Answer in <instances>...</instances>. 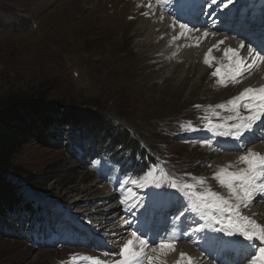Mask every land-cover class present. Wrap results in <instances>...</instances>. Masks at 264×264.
<instances>
[{"label":"rangeland","instance_id":"1","mask_svg":"<svg viewBox=\"0 0 264 264\" xmlns=\"http://www.w3.org/2000/svg\"><path fill=\"white\" fill-rule=\"evenodd\" d=\"M153 1L165 13L180 20L193 0ZM118 2L121 0H0V102L16 93L44 92L51 109L71 107L92 117L105 118L109 122L105 136H109L111 128L113 135L119 128L127 130L131 139L146 144L149 158L157 166L138 165L134 171V163L126 156L119 164V168L125 165L128 174L123 177L118 167L106 160H98L91 166L82 159L76 160L70 152L76 148L70 144L69 128L65 132L58 130L57 137L52 132L50 142L29 141L15 157L18 174L13 182L18 187L16 192L23 194L31 208L40 205L50 215L43 219L40 213L44 224L39 218L31 224L28 218L24 220L21 215L13 217V214L0 221V264H93L89 258L114 264L119 260L120 251H109L117 254L118 259L114 260L108 251L102 255L94 245L97 243L71 225L62 212L68 210L66 192L76 193L94 180L117 192L120 211L133 226H138L140 221L144 223L140 215L149 204L146 193L163 188L175 193L165 203L171 207L176 200H183L181 211L188 213V217L196 215L204 230L212 228L218 234L215 229L227 225V214L221 216L204 208L193 195L227 190L216 179L217 187L206 183L210 176L221 171L213 165L216 160L210 153L214 149L224 152L220 142L226 136L215 132L226 129L213 130L218 148L194 137L202 136L201 130L211 126L209 121L233 122L227 120L235 115L228 102L239 96L242 85L223 76L230 60L213 59L208 65V76L216 88L206 87L203 80L192 99L185 101L187 88L179 84L176 74H170L171 67H161L156 57L135 47L136 37L130 22L133 17L120 18L123 5ZM235 4H238L237 12L249 18V24H253L257 13L264 12V0H238ZM218 67L220 75L213 76ZM185 79L188 85L194 78L190 74ZM207 89L211 92L203 96ZM221 90L226 92L227 99L218 101L214 94ZM132 180L137 184H132ZM172 182L180 191L172 189ZM95 195L96 192L89 193L86 207L93 203ZM110 201H103V208ZM158 201L162 203L163 199H153L147 223H154L160 231L170 222L169 218L177 216L172 208L170 217L158 218ZM107 209L106 216L114 213ZM136 213L140 215L134 217ZM231 218L238 225L234 232L247 225L234 213ZM217 220L221 223H216ZM49 223H55L56 230ZM81 237L84 240L80 244ZM190 237L199 238L200 234L195 231ZM184 263L188 264L187 258Z\"/></svg>","mask_w":264,"mask_h":264},{"label":"bare ground","instance_id":"2","mask_svg":"<svg viewBox=\"0 0 264 264\" xmlns=\"http://www.w3.org/2000/svg\"><path fill=\"white\" fill-rule=\"evenodd\" d=\"M118 3L123 5V9L119 13L120 18H126L127 16L133 17L130 22L133 24V34L136 37L135 47L140 51L144 49V53H149L150 56L156 57L161 67H171L170 74H176L179 84L187 88L184 96L185 101L190 100V98L192 99L193 93L203 80L206 81V87L216 88L214 86L215 82L208 76L209 64L204 63L205 54L208 53L210 48H212L210 54L211 64L213 59L229 61V59L224 56V49L228 47L234 49L239 48L243 36L238 35V31L247 32L256 41L264 39V25L260 24V14L257 15L258 20L253 27L245 23V27L241 29V20H232L236 14V4H229L227 8H223L221 1H219L217 4H212L211 7H209L208 5L211 4V0H207V3H205V0H193L191 5L186 8L188 10H185L184 13L189 20L194 22L193 26H188L186 24L187 29L191 30L188 31L180 29L179 25L181 23L179 20L174 16L167 15L161 10L159 3L156 1L121 0V2ZM149 5H151V7H149ZM145 13H147V15H145ZM161 17H163V19H161ZM223 17L227 20V23L225 20L221 22ZM196 21L200 23L199 26L195 25ZM205 31L209 33L208 36H203ZM181 32H184L183 36H181ZM174 37H179V39H174ZM220 40H224L225 42L219 44L218 48L213 47L217 45ZM244 44L245 47L240 49V54L247 58L248 41L244 40ZM253 47H255V45H253ZM259 56L260 59L255 60V66L251 68L246 67L243 78H238L242 85L241 92H243L245 88L251 87L258 89L264 86V51L261 53L259 52ZM253 59L254 58H249L247 64L252 65ZM230 65L234 66V61H229L228 66L230 67ZM229 67L225 69L223 76L230 79L231 67ZM190 74L193 75L194 79L191 83L186 85L185 78ZM209 91L210 90L207 89L203 96L209 95ZM239 92L240 90L238 89V93ZM225 94L226 92L223 90L217 91L214 94V98L218 99V101L226 100L227 97ZM262 121H264V118H262ZM220 123L222 122L215 124ZM232 123L235 122L233 121ZM257 123L259 124L261 122ZM201 134L202 136H195L194 140H207V142L209 141L213 144L216 142V136L213 131L205 129L201 130ZM220 144L224 146V152L219 149H214V151L211 150L210 155L216 160L214 161L211 159V161L215 162H213V165L216 166L217 169L226 170H228L229 165H231V171H238L240 167H243L242 164L238 163V158L241 155H245L249 150L264 155V129H256L252 133L246 132L241 140L226 136ZM214 145V147L212 146L213 148H218L217 144ZM206 179L207 178H205V180ZM214 180L215 175L210 176L206 183L217 187L218 184H215ZM100 183L101 182L94 180L91 185L89 184V186L82 187L80 191L76 193L72 194L70 191L66 192L64 196L68 210L64 209L62 212L65 219L76 229H79L89 236L93 243L96 242L97 244L94 245L97 247V251L100 253L102 252V255L104 252L105 255L107 251H121L122 246L129 239H133V236L129 233H133V230L136 231L143 222L140 221L138 226H133L120 211L122 206L119 205L116 200L117 192L115 193L107 189ZM91 192H96V195L92 199L94 200L93 203H91L89 207H86L85 202H87L88 195ZM218 192L225 197L229 195L228 190L225 189L218 190ZM108 199H111L110 204L103 208L102 202ZM159 205L160 201L156 203V207L159 208ZM184 205L185 202L183 200H176L171 207L162 210V213L158 214V218L165 216L170 217L171 208L176 212L177 217L170 220V222L165 225V230L162 229L159 231L152 222L146 223L143 230L147 231V229L150 228L151 231H148L147 236H140V238L148 239L149 237L155 236V239L150 240L148 247L144 249L147 255L154 257V264H177V261H180V264H186L184 263V259L187 257L192 258L193 264H220L218 261L222 260L227 264H252L253 259L251 260V257H255L258 253L257 247H259V245L257 243L256 246L253 247H248L247 241L228 246H220L214 241L207 240V237H214L217 235L222 236L225 240H230L232 238H229L224 233L215 234L212 228H210V230H204L203 226H200L194 216L188 217V213L181 215V213H183L181 207ZM106 208H108L107 211L110 209L114 213L106 216ZM159 210L161 209L159 208ZM70 211L73 215H71ZM234 214L240 218L241 221H244L242 217L255 219L258 224L264 227V194H257L248 207L241 208L239 213ZM85 217L90 221L89 224L88 221L84 219ZM183 217H187L188 220L186 222L182 221ZM83 219L85 221L82 223L81 221L79 222V220ZM244 222L247 223V221ZM82 228L85 230H82ZM126 228L127 230H125ZM196 228L201 229L200 232H197L200 234V237L191 238L190 234L195 232ZM161 239H173L175 241L174 249H160L158 245ZM136 247L137 250H139L138 241ZM154 248L156 249L155 251L152 250ZM181 253L186 254L184 259H181ZM113 254L111 258H113V260L118 259L117 254ZM102 255H100L101 258ZM144 264H147L146 260Z\"/></svg>","mask_w":264,"mask_h":264},{"label":"snow or ice","instance_id":"3","mask_svg":"<svg viewBox=\"0 0 264 264\" xmlns=\"http://www.w3.org/2000/svg\"><path fill=\"white\" fill-rule=\"evenodd\" d=\"M238 0H227L226 3L221 0L223 8H227L229 4H235ZM207 3V0H205ZM212 4H217V0H211V4L208 6L211 7ZM151 7V5H149ZM147 15V13H145ZM163 19V17H161ZM247 17L241 20L240 28L245 27ZM261 24L264 25V12L261 15ZM180 29L188 30L187 25L181 23L179 25ZM184 35V32H181V36ZM209 33L205 31L203 36H208ZM238 35H242L243 39L240 41L239 48L228 47L224 49V56L227 57L230 61H234V66L231 67V76L230 79L234 82H239V79L243 78L245 68H251L255 66V60L260 59L259 52L264 51V39L256 41L250 36L247 32L238 31ZM174 39H179V37H174ZM227 39V38H225ZM244 40L248 41L247 53L248 57H244L240 54V49L245 47ZM225 41H218L217 45L213 47L218 48L219 44H223ZM255 45V47H253ZM212 48L208 50V53L205 54L204 63L210 64V54ZM249 58L253 59V64L248 65L247 60ZM221 73V69L218 67L216 71L212 73L213 76H218ZM239 78V79H238ZM226 83V81H222ZM232 105L230 111L234 112L235 115L228 116V121H235L231 124H212L209 121L210 127L206 126V130L213 131L214 129H226L224 131H216V135L220 136H231L233 139L241 140L244 137V134L252 133L256 129H264V86H261L258 89L255 88H245L239 96L233 98L228 102ZM219 107L223 108V105ZM261 122V123H257ZM195 130V129H193ZM245 142V141H242ZM203 143H207L204 141ZM238 163L242 164L243 167H240L238 171H231V165L229 169H221L215 175L219 185L228 190V197L222 196L216 192L209 190L207 193H194L197 201L204 208L214 212L220 213L221 216L227 214V225L215 229L217 233H225L229 237H235V239L225 240L222 236L207 237V240L216 242L220 246H228L236 243H243L247 241L248 247L256 246V241L264 244V227L256 222L255 219L249 217H242L244 221H247V225H250V228L245 225L239 228L238 232H234L233 229L237 228L238 225L233 223L232 214L239 213L241 208L248 207L253 198L257 194H264V155L260 153L253 152L249 150L245 155H241L238 158ZM132 184L136 185L137 181L132 180ZM203 183V181H201ZM172 189L180 191L176 183H172ZM185 188H191V185H185ZM175 193H170L165 190L161 191H152L148 193L149 204L145 207L144 212L141 213L143 216L144 223L141 224L139 228L132 233L133 239H129L121 248L119 260L114 261V264H144V261H147V264H154V257L147 255L144 251L148 247L149 241L154 240L155 236L149 237L148 239H141L140 236H147L148 231H151L150 228L147 231H144L145 225L147 223L148 214L151 211V203L154 198H169ZM124 201L122 200L121 203ZM184 213H181L183 215ZM216 223H221L220 220H217ZM196 232H200V228L195 229ZM139 233V235H138ZM238 237H243V240H239ZM137 241L139 243V250H137ZM175 241L173 239H161L159 243L160 249H174ZM155 251L156 249H152ZM185 253H181V259L185 258ZM93 260V264H104L98 258H89ZM188 264H193L192 258L187 257ZM177 264H180V261H177ZM252 264H264V246H259L258 253L252 260Z\"/></svg>","mask_w":264,"mask_h":264},{"label":"trees","instance_id":"4","mask_svg":"<svg viewBox=\"0 0 264 264\" xmlns=\"http://www.w3.org/2000/svg\"><path fill=\"white\" fill-rule=\"evenodd\" d=\"M47 97L41 91L16 93L0 102V221L13 214V217L21 215L24 220L28 218L32 224L37 218L40 220V213L48 216V209L43 211L40 205L30 207L23 194L16 192L18 187L13 179L18 174L14 160L23 146L29 141L50 142L52 132L57 137L58 130L65 132L69 128L70 144L76 148L70 152L76 160L88 164L106 159L118 165L126 156L134 163L133 167L155 164L149 158L146 144L131 139L127 130L119 128L113 135L111 128L109 136H105L109 124L105 118L92 117L71 107H61V111L51 109Z\"/></svg>","mask_w":264,"mask_h":264}]
</instances>
